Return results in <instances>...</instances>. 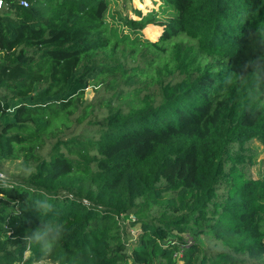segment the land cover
I'll return each mask as SVG.
<instances>
[{"label": "trees", "instance_id": "1", "mask_svg": "<svg viewBox=\"0 0 264 264\" xmlns=\"http://www.w3.org/2000/svg\"><path fill=\"white\" fill-rule=\"evenodd\" d=\"M161 1L4 0L0 264H264V0Z\"/></svg>", "mask_w": 264, "mask_h": 264}, {"label": "rangeland", "instance_id": "2", "mask_svg": "<svg viewBox=\"0 0 264 264\" xmlns=\"http://www.w3.org/2000/svg\"><path fill=\"white\" fill-rule=\"evenodd\" d=\"M110 13H123L129 19H139V15L135 12L138 10L141 12V15H150L153 23H149L141 30V37L145 39H149L151 41L158 40L162 33L164 32V28L166 23L170 21L173 17L174 10L170 7L163 4L161 0H106ZM123 28V29H122ZM125 33H129L127 28L124 26H120ZM139 61V60H138ZM133 62L129 60V64L136 65L138 62ZM142 64V63H141ZM143 65V64H142ZM142 85V84H140ZM99 96V92H97L94 86L89 87L85 92V99L87 101H96ZM86 125H82L84 128ZM82 131L81 128L79 132ZM235 149V148H234ZM48 150V148H46ZM236 153L241 151V148H236ZM245 153L250 154L252 157L251 162L247 161L246 165L243 167V171L254 178H264V146L258 142L257 140H253L243 147ZM17 162H7L5 164V169L8 170L10 174L17 175L20 173L19 166L16 165ZM2 177H7L10 174L0 173ZM11 177V176H10ZM132 216V217H131ZM131 221H134V216L131 215ZM129 219V218H128ZM127 222L128 225V243L129 247H132L137 243L139 239V223ZM33 264H55L50 260L39 261Z\"/></svg>", "mask_w": 264, "mask_h": 264}, {"label": "built area", "instance_id": "3", "mask_svg": "<svg viewBox=\"0 0 264 264\" xmlns=\"http://www.w3.org/2000/svg\"><path fill=\"white\" fill-rule=\"evenodd\" d=\"M19 3L25 7L28 6L29 4L28 0H19ZM4 4H5L4 0H0V9L4 6Z\"/></svg>", "mask_w": 264, "mask_h": 264}]
</instances>
